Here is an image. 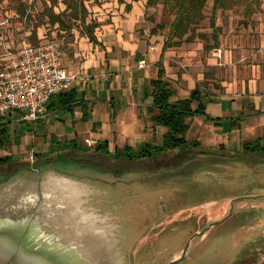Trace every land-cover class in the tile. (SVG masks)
I'll return each instance as SVG.
<instances>
[{"label":"rangeland","instance_id":"1","mask_svg":"<svg viewBox=\"0 0 264 264\" xmlns=\"http://www.w3.org/2000/svg\"><path fill=\"white\" fill-rule=\"evenodd\" d=\"M23 2L27 5V18L22 19L15 14L20 0L1 2L8 24L0 55L6 49L19 48L37 24L42 41H60L65 52L76 49L88 52L92 44L82 36L77 24L68 31L48 22L44 14L50 2ZM111 3L114 5L112 0L87 2L89 19L98 23L97 36L112 23ZM210 3L211 0L204 10L205 19L195 28L193 41L203 42L204 54L225 29L239 34L244 24L246 30L250 28V35H256L252 32L256 24L264 23V0H240L230 14L216 13L215 23L219 26L215 29L210 23ZM64 8L62 0L54 7L57 13ZM143 13L144 20L126 34L129 40L139 39L150 44L154 36L153 41L165 42L172 16L161 3L153 7L145 4ZM152 29L157 30L156 35H152ZM11 142L15 144L5 146L0 154H11L13 158L0 166V190L6 189V179L12 184L41 182L42 186L52 179L70 181L80 193L73 199L68 198L67 204L75 209L74 221L86 222L80 225L90 251L96 247L109 253L113 249V259L115 256L118 259L116 264L163 261L168 264L181 257L182 252L186 258L180 264H261L264 261V153L244 154L238 159L241 164L237 165L235 160L221 157L217 152L197 158L195 152H183L181 148L173 156L156 154L143 160L113 161L92 152L66 149L42 157L31 144L23 145L18 138H12ZM219 165H227V169ZM37 186L32 185L31 189ZM66 192L71 193L69 187ZM5 217L18 218L10 209L0 208V218ZM81 256L87 263L95 264L93 257Z\"/></svg>","mask_w":264,"mask_h":264},{"label":"crops","instance_id":"2","mask_svg":"<svg viewBox=\"0 0 264 264\" xmlns=\"http://www.w3.org/2000/svg\"><path fill=\"white\" fill-rule=\"evenodd\" d=\"M112 1V23L97 36L103 51L93 44L87 47L88 52L63 49L62 66L81 76L64 92L76 97L73 108L59 106L56 95L49 99L42 117L35 122H17L12 116H0V154L5 146L15 144L12 138L22 140L23 145L31 144L42 157L72 150L92 152L113 161L127 160L128 153H136L145 145H162L167 129L153 119L157 109L148 95L147 83L157 77L155 64L164 42L153 41V36L146 44L126 36L144 20L146 0ZM126 4L131 6L128 11ZM210 4V23L216 29V13L230 14L233 6L213 12L214 0ZM242 27L239 34L225 29L219 39L215 37L213 47L222 49L223 65L211 56L213 47L204 54L201 41L184 42L164 54L166 79L175 91L173 100L187 98L198 84L206 87L212 99L205 105V116L195 115L186 120V140L198 145L181 150L195 152L197 158L217 152L235 160L237 165L241 164L238 159L242 155H253L244 151L245 145L264 147V23L256 24L252 31L256 35H250V28L246 30L244 24ZM6 60L7 53L0 55V70ZM141 60L146 62L143 68L138 67ZM197 106L194 102L193 107ZM91 139L97 141L95 147L90 144ZM100 144L106 153L94 151ZM177 152L175 149L160 155L173 156ZM0 157L13 161L11 154ZM218 167L227 169V165Z\"/></svg>","mask_w":264,"mask_h":264},{"label":"trees","instance_id":"3","mask_svg":"<svg viewBox=\"0 0 264 264\" xmlns=\"http://www.w3.org/2000/svg\"><path fill=\"white\" fill-rule=\"evenodd\" d=\"M46 3L50 2V6L45 11V16L48 18V22L54 26L57 25L63 30H72V25L77 24L82 36H85L88 41L94 46H102L95 33L98 23L93 19H89L90 11L87 6V2L92 0H62L65 8L61 13H57L54 9L59 3V0H44ZM123 3V0H119ZM137 1V0H134ZM209 0H146L147 7H153L158 3H161L163 7L168 11V14L172 16V21L169 25V32L162 47V54L159 61L155 64L157 69V77L150 80L147 83L149 90V96L153 99V107L157 109V114L153 117L156 124H160L167 129L164 136L163 143L160 146L145 145L140 151L136 153H128L127 160H143L152 158L156 154H162L166 151L186 148L189 145L196 147L198 144L188 143L186 140V132L188 125L186 120L189 117L195 115L205 116V105L212 99L210 94L206 92V87H202L200 84L191 91L187 98H178L173 100L175 91L172 88L170 82L166 79V71L164 68V54L172 47L180 46L184 42H192L195 39V28L204 19V10ZM240 0H214L213 12L217 8L227 9ZM4 3V0H1ZM26 3L18 4L16 7L17 16L20 15L21 19L26 14ZM126 8L130 9L131 6L126 4ZM27 18V16H25ZM39 24L35 25L31 31V35L28 38L32 44H38L42 39L37 34ZM152 35L157 34V30L152 29ZM53 40V39H48ZM72 93H61L57 95L58 105L64 109H72L75 104L76 97L72 96ZM197 102L198 106L193 107V103ZM5 131L2 132L3 135ZM97 152L106 153L103 146L100 144L94 150ZM244 151L250 154L264 153V147L261 145H245ZM10 162L9 157H0V166Z\"/></svg>","mask_w":264,"mask_h":264},{"label":"water","instance_id":"4","mask_svg":"<svg viewBox=\"0 0 264 264\" xmlns=\"http://www.w3.org/2000/svg\"><path fill=\"white\" fill-rule=\"evenodd\" d=\"M9 180H5L7 181L5 183H8L6 189L0 190V208L6 211L10 209L11 214L18 218H0V264H89L81 256L79 246L74 244L75 239H78L77 235L73 233V236H70V239L66 241L61 237L58 238L54 231L43 227V219L39 215L22 216L26 212L24 210L27 206L31 208L35 199L40 196L45 199V208L51 210L52 215L56 216L55 218L62 219L70 225V230L77 231L80 220L78 219L76 222L69 219L71 216L74 218V213L70 210L74 212L75 209L69 208L67 199L79 196V189L75 188L70 181L59 179H52L43 189L41 182L35 183L38 185V189L37 187L31 189V186L35 185L34 183L12 184ZM67 187L70 188L71 193L66 192ZM19 212L22 214L18 215ZM95 253L93 257L95 264H116L118 262L116 256L113 259L114 255L111 252ZM181 254V257L172 259L168 264L182 263L186 254L185 252ZM158 264L167 263L163 261ZM261 264H264V261Z\"/></svg>","mask_w":264,"mask_h":264},{"label":"built area","instance_id":"5","mask_svg":"<svg viewBox=\"0 0 264 264\" xmlns=\"http://www.w3.org/2000/svg\"><path fill=\"white\" fill-rule=\"evenodd\" d=\"M1 5L0 0V46L5 43L4 31L8 24ZM42 40L36 45L24 40L19 48L6 49L7 60L0 70L1 117L35 122L42 117L51 97L64 93L81 78L62 66V42ZM210 54L218 65H223L220 47H213ZM145 66V60L138 63L139 68ZM90 144L95 147L97 141L91 139Z\"/></svg>","mask_w":264,"mask_h":264},{"label":"flooded vegetation","instance_id":"6","mask_svg":"<svg viewBox=\"0 0 264 264\" xmlns=\"http://www.w3.org/2000/svg\"><path fill=\"white\" fill-rule=\"evenodd\" d=\"M44 187L45 186H42L41 188L43 189ZM45 205H46L45 199L38 196V198L35 199V201H34V205H31V208L27 206L26 210H24L26 212H24L22 216H24V215L31 216V214L32 215L33 214L39 215V217H41L43 219V225L47 230L54 231L58 238L61 237L66 241H68V239H70L69 237L73 236L72 234L74 233L78 237V239H75L76 240L75 242L78 244L79 249L81 250L80 252L82 255L86 254L90 257H94V254H96L95 252L101 253V250H97V248H94V251H90V244L86 241V238L84 237V232H82L83 229H81V227H82V225H80L81 221H79L80 223H78L79 227L77 226L78 227L77 231L75 229L70 230L69 229V228H71L70 225L67 222H64L60 218H55L56 216L52 215L53 212L51 210H47L48 208H45ZM70 211L73 213V210H70ZM78 211H79V209H76V212H78ZM20 212L18 213V215L22 214ZM45 214H47L48 216H46ZM74 216H75V214H74ZM69 219L73 220L75 218H72V216H71V218L69 217ZM69 219H67V220H69ZM110 251H111V253H113V249H110Z\"/></svg>","mask_w":264,"mask_h":264}]
</instances>
